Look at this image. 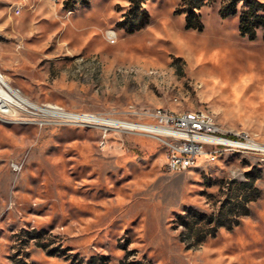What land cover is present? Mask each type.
Segmentation results:
<instances>
[{"label":"rangeland","instance_id":"1","mask_svg":"<svg viewBox=\"0 0 264 264\" xmlns=\"http://www.w3.org/2000/svg\"><path fill=\"white\" fill-rule=\"evenodd\" d=\"M224 1L198 31L183 0H145L129 33V0H0V71L40 106L147 123L135 111L206 110L264 144V29L242 37L243 3L223 18ZM0 114V264H264V153L172 172L155 136Z\"/></svg>","mask_w":264,"mask_h":264},{"label":"built area","instance_id":"2","mask_svg":"<svg viewBox=\"0 0 264 264\" xmlns=\"http://www.w3.org/2000/svg\"><path fill=\"white\" fill-rule=\"evenodd\" d=\"M14 12H21V7H15ZM109 39L111 43L116 42L114 35H109ZM44 106L63 109L56 105ZM135 112L153 119L154 122L109 118L116 122L104 126L105 132L108 128H116L127 133H143L157 137L166 149V167L172 172L196 166L198 159L202 157L214 160L221 153L230 150L264 153L261 146L255 144L254 140L243 132L226 134V131H216V124L207 116H201V110L198 113H174L167 109H143Z\"/></svg>","mask_w":264,"mask_h":264},{"label":"trees","instance_id":"3","mask_svg":"<svg viewBox=\"0 0 264 264\" xmlns=\"http://www.w3.org/2000/svg\"><path fill=\"white\" fill-rule=\"evenodd\" d=\"M130 10L124 18V23L127 26L129 33H133L137 30L142 29L145 25L148 24L149 15L142 9V5L145 0H129ZM210 0H183L182 14H185L186 29H194L202 31L204 24L201 21V15L198 13L202 7L208 5ZM239 3H243L244 9L240 14L239 21V32L242 37L248 38L250 41H253L257 37L258 30L264 29V2L259 0H226L223 2L220 9V14L223 18H226L237 13V8ZM252 187L253 181L244 183ZM228 202H225L223 209L226 208ZM239 206L241 204H238ZM242 208L245 211V214H248V207L243 203ZM188 213L192 214L196 218V222H200L206 218L202 213H197L192 210H189ZM182 218H185L183 216ZM213 217L209 218L208 223H211ZM184 222L187 224L189 221ZM219 225V222H218ZM215 226L211 234H215L217 230Z\"/></svg>","mask_w":264,"mask_h":264},{"label":"bare ground","instance_id":"4","mask_svg":"<svg viewBox=\"0 0 264 264\" xmlns=\"http://www.w3.org/2000/svg\"><path fill=\"white\" fill-rule=\"evenodd\" d=\"M16 14H19L20 12H15ZM110 35H114L115 33L113 31L109 32ZM13 107H19V108H26V109H33L38 110L40 112L51 114L53 116L61 117V118H68V119H74V120H89L90 122L101 124V125H109L110 123L114 122L115 120L97 117L90 114H76L67 112L64 110H61L59 108L50 109L45 106H40L37 103L30 100L28 97L24 96L19 90L14 88L8 79L2 74L0 71V111L2 113H11L13 112ZM162 108L157 109H149L148 110H158ZM197 110H187L186 112L191 113H198ZM182 112H174V113H184ZM1 115V114H0ZM201 116H207L208 119H211L214 124H216V131H226V134H234V132H243L244 135L254 140L255 144H258V146H261V149L264 150V144L257 141L250 133L244 131V130H236V129H230L226 126L222 125L217 121L215 116L206 110H201ZM116 122V121H115ZM230 151H239V150H230Z\"/></svg>","mask_w":264,"mask_h":264}]
</instances>
